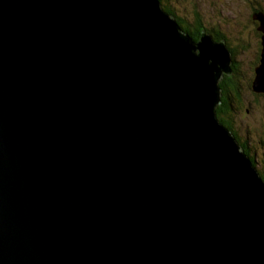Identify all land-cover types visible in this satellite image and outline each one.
<instances>
[{
  "label": "water",
  "instance_id": "water-1",
  "mask_svg": "<svg viewBox=\"0 0 264 264\" xmlns=\"http://www.w3.org/2000/svg\"><path fill=\"white\" fill-rule=\"evenodd\" d=\"M230 64L158 0H0V264H264Z\"/></svg>",
  "mask_w": 264,
  "mask_h": 264
},
{
  "label": "rangeland",
  "instance_id": "rangeland-1",
  "mask_svg": "<svg viewBox=\"0 0 264 264\" xmlns=\"http://www.w3.org/2000/svg\"><path fill=\"white\" fill-rule=\"evenodd\" d=\"M158 1L167 12L172 11L173 16L167 15L172 17L176 23L178 19L182 23L191 25L194 23V13L199 14L198 17L202 20L205 34H207L205 28L209 32L210 29H216L221 32L231 46L234 51L235 63L239 65V77L236 80L240 98L233 104V110L228 113V126L232 128L234 138L237 139L242 150L257 164V171L264 175V97L261 96L264 94H255L252 87L249 86L250 83L252 85L254 69L259 63L255 62V53L258 47L256 49L255 35L247 22L246 11L249 4L264 9V0ZM242 40L245 41L244 45L241 43ZM226 48L228 49V47ZM228 51L231 56L229 49ZM218 87L221 98L222 89L219 83Z\"/></svg>",
  "mask_w": 264,
  "mask_h": 264
},
{
  "label": "trees",
  "instance_id": "trees-1",
  "mask_svg": "<svg viewBox=\"0 0 264 264\" xmlns=\"http://www.w3.org/2000/svg\"><path fill=\"white\" fill-rule=\"evenodd\" d=\"M247 6H248V8L246 7L247 8V10H246L247 13L249 12V8L251 7L252 8V14H250V17H251V19L253 21L257 22L255 27H256V30L260 33L259 34V38H260L259 41H260V46H261L262 32H260L258 30L259 22L257 20H255L253 17H254L255 14H257L259 12L260 13H264V9L257 8L256 6H251L250 4L247 5ZM161 7L163 8V6H161ZM163 10L169 16H173V13H172L171 10L168 11L170 14L164 8H163ZM198 15L199 14L194 13V23L191 24V25L186 24V23H182V21L177 19V21H178L177 23L181 27L183 32L187 33V35L194 42L199 40L200 32H201V30L204 29L202 20L198 17ZM205 30L208 31L206 28H205ZM210 32H211V35L214 38V40H216V41L218 40V42L225 39V37L221 34V32H219L216 29H210ZM219 86L222 89L221 90V98H220L221 104L218 105L216 107V109H215L216 116H217V119L219 120V122L223 125V127H225L229 132H231L233 134L232 128L228 126L229 125V122H228V120H229L228 116L229 115H228V113L233 110V104L235 102L239 101V98H240V93H239V89H238L237 80H233L232 78H230L228 76H223L222 79L219 82ZM249 86L251 87V83H250ZM261 96L264 97V95H261ZM236 141H237V139H236ZM237 143L239 144L238 141H237ZM246 156H248V155L246 154ZM249 159H250L251 163H253V166L256 168L257 164H255L253 159H251L250 157H249ZM258 173H259V176L261 177V179L264 181L263 173L262 174L260 172H258Z\"/></svg>",
  "mask_w": 264,
  "mask_h": 264
},
{
  "label": "flooded vegetation",
  "instance_id": "flooded-vegetation-1",
  "mask_svg": "<svg viewBox=\"0 0 264 264\" xmlns=\"http://www.w3.org/2000/svg\"><path fill=\"white\" fill-rule=\"evenodd\" d=\"M250 14H252V8L251 7L249 8V12L247 13V22L249 24V27L252 28V31H253V33L255 35L254 38L256 39L255 40L256 49L258 47V50H256V53H255V62L258 64L259 61H260V51H261V46H260V41H259L260 40V38H259V34L260 33L256 30V27H255L256 24H257V22H255V21H253L251 19ZM206 32L210 35V37L212 38V40L214 42H218V40L217 41L214 40V38L211 35V32H209V31H206ZM222 41L225 43L226 47H228V49L231 52V58H232L231 73H230V75L228 77L232 78L233 80H236V78L239 77V73H238V69H239L238 66L239 65H237L235 63V60H234V51L231 49V46L227 43V41L225 39L222 40ZM241 43H243V45H244L245 41L242 40ZM256 55H257V57H256Z\"/></svg>",
  "mask_w": 264,
  "mask_h": 264
},
{
  "label": "bare ground",
  "instance_id": "bare-ground-1",
  "mask_svg": "<svg viewBox=\"0 0 264 264\" xmlns=\"http://www.w3.org/2000/svg\"><path fill=\"white\" fill-rule=\"evenodd\" d=\"M185 34H187V33H185ZM207 35H209V34L207 33Z\"/></svg>",
  "mask_w": 264,
  "mask_h": 264
},
{
  "label": "clouds",
  "instance_id": "clouds-1",
  "mask_svg": "<svg viewBox=\"0 0 264 264\" xmlns=\"http://www.w3.org/2000/svg\"><path fill=\"white\" fill-rule=\"evenodd\" d=\"M242 148V147H241ZM244 152V151H243ZM246 155V154H245Z\"/></svg>",
  "mask_w": 264,
  "mask_h": 264
}]
</instances>
